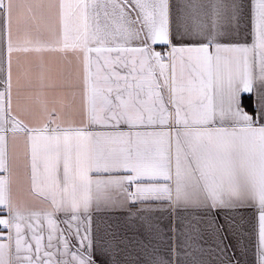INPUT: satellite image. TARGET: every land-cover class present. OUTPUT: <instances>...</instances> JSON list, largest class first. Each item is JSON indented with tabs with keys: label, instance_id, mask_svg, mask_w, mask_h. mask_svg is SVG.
I'll list each match as a JSON object with an SVG mask.
<instances>
[{
	"label": "snow or ice",
	"instance_id": "6c2138e0",
	"mask_svg": "<svg viewBox=\"0 0 264 264\" xmlns=\"http://www.w3.org/2000/svg\"><path fill=\"white\" fill-rule=\"evenodd\" d=\"M0 264H264V0H0Z\"/></svg>",
	"mask_w": 264,
	"mask_h": 264
}]
</instances>
